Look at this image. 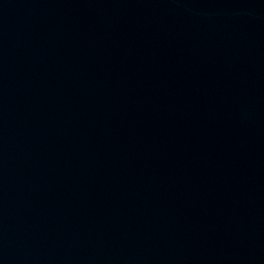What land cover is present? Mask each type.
<instances>
[{"label": "water", "instance_id": "95a60500", "mask_svg": "<svg viewBox=\"0 0 264 264\" xmlns=\"http://www.w3.org/2000/svg\"><path fill=\"white\" fill-rule=\"evenodd\" d=\"M0 264H264V0H0Z\"/></svg>", "mask_w": 264, "mask_h": 264}]
</instances>
